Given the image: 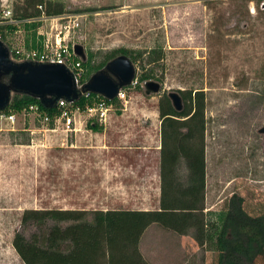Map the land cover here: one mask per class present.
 I'll return each instance as SVG.
<instances>
[{
    "label": "rangeland",
    "instance_id": "1",
    "mask_svg": "<svg viewBox=\"0 0 264 264\" xmlns=\"http://www.w3.org/2000/svg\"><path fill=\"white\" fill-rule=\"evenodd\" d=\"M55 1L63 3L65 14L78 17L79 25L65 39L69 46L83 47L84 61L91 53L96 64L122 48L143 55L162 49L164 59L151 65L154 77L147 80L158 83L159 91L148 90L146 82L135 87L148 67L142 60L131 61L135 76L124 90L126 99L112 104L104 122L81 114L76 130L66 131L30 114L15 113L14 123L0 120V264H24L12 246L15 232L30 238L45 229L30 223L23 227L25 209L157 207L154 174L151 184L143 176L132 179L121 163L139 161L127 155L118 160L120 169L111 168L110 156L100 147L110 143L108 118L122 115L126 118L110 123L118 126L120 145L131 142L145 147L143 153L150 147L156 151L158 99L171 91H204L205 210H220L234 192L244 195L248 211L264 210V0ZM62 24L40 21L33 35L18 22L16 30H6L5 44L39 47L43 38H54L60 29L65 33ZM89 122L100 129L91 131ZM154 161L151 157V165ZM153 230L143 233L142 250L150 254L155 244L160 264H215L214 251L195 247L190 235Z\"/></svg>",
    "mask_w": 264,
    "mask_h": 264
},
{
    "label": "trees",
    "instance_id": "2",
    "mask_svg": "<svg viewBox=\"0 0 264 264\" xmlns=\"http://www.w3.org/2000/svg\"><path fill=\"white\" fill-rule=\"evenodd\" d=\"M64 10L63 3L55 0H22L13 4L12 17L26 29H33L32 34L36 35L39 22L25 20L40 16L42 11L47 16H55L63 14ZM16 29L15 24L0 25V40L5 44L6 30ZM26 44L29 46L28 41ZM113 52L96 64H91L90 53L83 61L87 72L82 82L118 53L131 61L142 60L144 67H148L147 73L145 71L136 81L135 87L140 88L141 82L154 77L151 65L164 59L163 50L157 48L146 51L145 55L123 48ZM123 89L128 90L129 86ZM178 93L182 100L179 111L174 109L168 94L162 93L158 99V207L89 212L83 209H25L20 218L22 226L30 223L45 229L40 234L33 233L30 238L20 232L14 233L12 246L24 264H150L142 255L139 242L152 223L180 235H190L198 247L214 251L215 264H264V210L248 211L244 195L237 192L220 210H205V95L203 90L195 89ZM96 97L93 93L81 95L75 104L83 109ZM117 101L116 98L107 100L111 104ZM35 103L48 113L56 110L44 108L34 97L15 93L8 106L0 111L21 113ZM87 128L94 132L100 129L96 122H89Z\"/></svg>",
    "mask_w": 264,
    "mask_h": 264
},
{
    "label": "water",
    "instance_id": "3",
    "mask_svg": "<svg viewBox=\"0 0 264 264\" xmlns=\"http://www.w3.org/2000/svg\"><path fill=\"white\" fill-rule=\"evenodd\" d=\"M72 48L84 61L83 47L74 44ZM134 76L135 68L131 60L120 54L92 74L81 87H77L74 74L65 65L30 60L14 61L7 46L0 40V110L8 106L15 93L36 98L46 109L54 108L60 99L77 101L85 92L113 100L121 88L132 83ZM4 78L7 80L4 81ZM145 86L154 93L159 91V84L154 81L146 82ZM168 97L174 109H182L178 92L171 91ZM261 130L264 132V126Z\"/></svg>",
    "mask_w": 264,
    "mask_h": 264
},
{
    "label": "built area",
    "instance_id": "4",
    "mask_svg": "<svg viewBox=\"0 0 264 264\" xmlns=\"http://www.w3.org/2000/svg\"><path fill=\"white\" fill-rule=\"evenodd\" d=\"M12 3L14 0H5L4 2L0 1V25L4 24H16L20 22L19 20L13 19L12 17V6L8 2ZM39 9L42 10V7L39 6ZM78 17L71 14H60L55 16H47L43 11L40 16L36 18H31L25 20L26 22L30 21H43L46 19L62 20L63 24L61 27L66 30L65 33H62L61 29L55 34L54 38L45 37L42 40L39 47L36 46H22L11 49L8 45L10 56L15 57L18 61L30 60L36 62H51L65 65L75 77V82L77 87H81L87 80L82 82L84 76V67L83 60L80 59L73 51V45H68L66 42V34L70 29H74L79 25L77 20ZM24 21V22H25ZM133 82V81H132ZM90 92H85L82 95L88 96ZM97 95V94H96ZM116 99L119 101H125V91L121 88L117 95ZM76 101L68 102L65 99H60L57 101L55 111L48 113L45 110L41 109L38 104H31L28 108L24 109L21 113L25 115H33L39 122L47 125H53V128L56 126H63L66 131H75L76 123L78 120L76 116L84 114L86 116L85 120L99 121L104 122L108 117V112L112 109V104L107 102V99L103 96L97 95L96 98H93L92 104L87 105L85 108L81 109L78 105L75 104ZM0 120H6L8 122L14 123L15 113L12 112H3L0 111Z\"/></svg>",
    "mask_w": 264,
    "mask_h": 264
},
{
    "label": "crops",
    "instance_id": "5",
    "mask_svg": "<svg viewBox=\"0 0 264 264\" xmlns=\"http://www.w3.org/2000/svg\"><path fill=\"white\" fill-rule=\"evenodd\" d=\"M124 118H126V116H122V115L115 116L113 118L112 117L108 118V121H109L108 124L110 126L109 127L110 131L109 130L108 131L111 134V136L112 135H114V136L111 137L109 135V142L110 143L108 144L107 142H103L100 148L103 150L104 155L106 154V157H107V155L110 156V160H111L110 161V165H111L110 167L111 168L112 167L115 168V166H116V167H118L117 169H120L121 167H119L118 160L122 159V157H127V155L131 158V160L134 159L135 161H139L138 163L134 162L135 164L132 162H128V161H123V163H121V165H123L122 166L123 169L125 167L128 168V171H130L128 174L131 176L132 179L139 178V176H143V178H145L147 181H149L148 184H151V173L154 174L153 180L155 181L154 184L157 185L156 189L158 191V194L156 197V204L158 207V199H159V195H160V177H159V158L160 157H159V151L158 150L160 149V145L157 146L156 148H154V150H156V151H153L154 153L151 152V147L149 148L150 153H143L142 150H145L144 149L145 147H141L138 144H132L131 142H127V145H124V146L120 145V143L118 141L121 139L117 136L118 126L111 125L110 123H112L114 121L123 120ZM110 137H111V139H110ZM75 138H76V136H75ZM77 141H78V139L76 138L75 139L76 144H78ZM75 146H77V145H75ZM137 153L143 155V157L140 155H137ZM122 155H126V156H122ZM151 157H153V159H155L154 165L153 164L151 165ZM140 161H142V162H140ZM107 164H109V163H107ZM157 207H155L153 209H156ZM114 209H116V208H114ZM102 210H106V209H102ZM138 210H149V209H138ZM151 228H153L154 230H157V229L158 230L159 229L167 230V229H164L163 227H161L160 225H158L157 223H152L146 228L144 233L147 230H150ZM167 231H170V230H167ZM170 232L175 233L173 231H170ZM175 234H177V233H175ZM177 235H180V234H177ZM180 236H186V235H180ZM189 239L191 240V244L193 243L195 245V247L199 248L195 244V242L193 241L192 238H189ZM139 249H140L142 255L148 260V262L150 264H160L159 257L157 255L158 248L156 247L155 244L151 247L150 254L146 255L142 250V244H141V238H140Z\"/></svg>",
    "mask_w": 264,
    "mask_h": 264
}]
</instances>
